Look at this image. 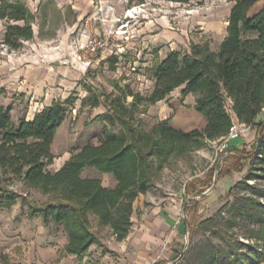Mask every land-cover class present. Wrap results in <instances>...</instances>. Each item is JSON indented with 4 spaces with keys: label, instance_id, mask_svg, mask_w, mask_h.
<instances>
[{
    "label": "rangeland",
    "instance_id": "374dc122",
    "mask_svg": "<svg viewBox=\"0 0 264 264\" xmlns=\"http://www.w3.org/2000/svg\"><path fill=\"white\" fill-rule=\"evenodd\" d=\"M20 1L34 14L33 37L23 41L17 51L0 44V66L29 68L31 73L38 68L45 76L63 77L67 79L62 81L64 85H52L61 88L57 98L73 99V104L67 107L66 120L56 132L52 146L55 158L48 166L51 171L84 145L98 143L104 125L98 116L110 112L109 101L120 94L118 88L129 86L143 95L151 91L154 81L149 68L155 62L151 34L162 39L170 32L169 48L187 47L194 40L208 36L197 23L199 20H217L223 25L227 12L225 0H189L188 3L108 0L112 6L108 22L96 21L94 31L103 38L110 32L115 34L117 20H128L126 33L111 35V51L83 66L74 57L76 44L84 40V20L93 11L92 1L96 0ZM139 5L142 7L134 9L137 13L126 19L127 10ZM9 23L23 24L0 19V41ZM47 78L52 80L50 76ZM22 80L17 83L21 85ZM88 88L100 97L102 106L80 107L81 97H89ZM41 100L38 98L34 103ZM131 100L128 97L124 102L131 110L128 117L146 131L161 119H169L173 127L185 131L202 129L205 124L194 107L181 99L179 90L157 105L130 107ZM259 122H264V113ZM253 127L252 133L249 134L251 128L240 138L245 145L239 150L241 154H250L254 149L258 129ZM119 128L116 124L114 130ZM228 156L232 154L221 155L216 140L207 141L183 156L171 157L156 170L154 184L133 203L130 234L117 241L123 242V264H209L218 250L230 261L235 250L237 254L247 252L253 258L259 255L258 264H264V239H257L256 235L264 215V177L251 178L245 183L250 160L243 157L238 161L241 166L238 171L214 182L219 170L231 167L234 159H227ZM97 174L96 170L86 168L82 176ZM7 178L0 171V187L14 193L16 201L0 209V264H78L64 253L62 227L51 221L44 223L39 215H29L30 204H44L50 200L49 196L25 186L20 178ZM104 181L107 183L108 179ZM238 206L244 209L238 212ZM90 221L93 232L104 239V244L100 241L102 247L110 246V230L99 226L93 216ZM255 247L258 254L251 251ZM102 253H109L113 261L117 260L116 251L104 247ZM84 263L104 264L100 260L92 263L88 258L81 264Z\"/></svg>",
    "mask_w": 264,
    "mask_h": 264
},
{
    "label": "trees",
    "instance_id": "16d2710c",
    "mask_svg": "<svg viewBox=\"0 0 264 264\" xmlns=\"http://www.w3.org/2000/svg\"><path fill=\"white\" fill-rule=\"evenodd\" d=\"M253 3L254 0H236L218 51H213L206 40L191 43L189 53L172 51L163 60L155 61L149 68L153 86L146 95L129 86L117 87L120 94L109 101L110 112L98 116L104 121L98 143L84 145L55 172L48 169L55 158L51 145L73 99L54 100L36 112L32 120L18 124L12 120L11 109L0 104V171L7 179L20 178L25 186L49 196L44 204H30L29 215L60 225L67 238L64 253L77 256L79 264L92 245L102 247L90 217H95L99 226L110 228L116 241L126 239L132 227L133 203L154 184L156 170L171 157L183 156L207 141L225 136L233 124L231 111L239 123L257 126L258 136L250 154L239 151L227 157L234 161L231 167L219 170L217 179L238 171V161L243 157L250 160L245 183L264 177V122L257 121L264 106V8L249 17ZM0 19L23 23L5 27L0 44L9 50H20L23 41L32 39L34 14L20 0H0ZM181 86V99L188 94L195 96L194 110L205 120L202 129H177L164 119L146 131L128 117L131 110L124 105L128 97L132 99L130 107L150 106L167 101L169 94ZM88 91L89 97L82 100L81 107L99 106L100 97L90 88ZM116 124L120 126L117 131ZM86 168L112 174L115 184L108 187L100 178L83 177ZM0 194V209L15 203L14 193L0 187ZM241 209L243 206H238L236 211ZM256 235L264 239V215ZM251 251L259 252L256 247ZM237 252L230 261L218 250L209 264L260 261L259 255L253 258L247 252Z\"/></svg>",
    "mask_w": 264,
    "mask_h": 264
},
{
    "label": "crops",
    "instance_id": "0c3cea01",
    "mask_svg": "<svg viewBox=\"0 0 264 264\" xmlns=\"http://www.w3.org/2000/svg\"><path fill=\"white\" fill-rule=\"evenodd\" d=\"M168 1H170V0H168ZM225 1H226V6H227V12L225 15V21H224L223 25H219L217 20H208V19L207 20H199V22H197V23L199 25H201V29H203V31H204L203 33H208V36L205 37L204 39H201V40L200 39L194 40L193 41L194 44L203 43L204 41L208 40L211 49L215 52L218 51L223 39L226 36V28L228 25V19H229L231 8L234 6V4L236 2V0H225ZM263 8H264V0H254L253 5L248 12L249 17H252L256 13H258L260 10H262ZM157 35L158 34H153V35L151 34L150 35V37H151L150 41L153 43V49H154V50H152V56H153V58L155 57V59H154L155 61L163 60L172 51L180 52L182 54L189 53L190 45H188L187 47H183V48H181V47L169 48L168 47V43L171 40L172 33L166 32V34L163 35V37H165V38H162V39H160V35H158V36ZM154 43H155V45H154ZM13 67L14 66H11L10 64L7 66H0V73L3 74L2 78H0V91H1V93H0V104L6 108L9 107L11 109V111H10L11 117H12V120L15 124H18L22 120H25V121L32 120L36 112L42 110L46 106L51 105L52 101H54V100H60L61 102L65 101V99L63 100V99L57 98V96H58L57 91H58V89H61V88H58L55 86L64 85L62 81L67 82V79H65L63 77L60 78L59 76H58V78H56L55 75L53 76V75L47 74L48 76L52 77V80L56 81V83H54L52 80H47L48 76L43 75V72L41 71V69L37 68V70L34 73H31L29 71L30 70L29 68L23 69V68L17 67V69H16ZM26 75L28 77L26 79L22 80L21 78H25ZM18 80H22L23 83L20 85L19 83H17ZM52 85H55V86H52ZM182 88H183V86L174 89L169 94V96L176 90H179V93H180ZM180 95H181V93H180ZM85 97L86 96L81 97L80 107H81V102ZM38 98H42V100L40 102L34 103V100H37ZM162 101L163 100L157 102L156 105L161 103ZM184 102H187L191 106L194 107L195 96L193 94L186 95L184 98ZM100 105L102 106V102L99 104V106ZM228 105H229V107L231 106L230 100L228 101ZM88 107H90V106H88ZM90 108H96V107H90ZM231 116H232L233 122H238L236 116L233 113L231 114ZM262 116H263V113H261L258 116L257 121H259V119ZM161 120H163V119H161ZM251 128H250L251 131L249 132V134L254 131V127L251 126ZM54 140H55V138H54ZM53 143H54V141H53ZM53 143L51 145V152H52ZM244 147H245L244 142L241 139L234 140L230 146V151H231L230 153H232V155H233L235 152H239V150L241 148H244ZM78 151H76V152H78ZM67 159H68V157H66L62 161V163L59 165V167L57 169H55L53 171L50 170V171L51 172L57 171L64 164V162ZM90 177L100 178L102 181V184L104 186L111 187L115 184V180H114L112 174H109V173H102V174L98 173L97 175L90 176ZM227 177H228V175H227ZM104 179H108V182L106 183L104 181ZM110 180H111V183H109ZM108 229L110 230V228H108ZM110 233H111V230H110ZM64 238H65L64 244H66L67 238H66V236H64ZM100 241H102V244L105 243L104 239H102V238H100ZM108 244L110 246L105 245L103 247H98L96 245H92L89 248V251L87 252V254H85L83 256L82 261H84L86 258H88L92 263H96L97 261L100 260V263H104V264H123V242H121V243L117 242L115 240V237L111 233V239L108 241ZM104 247H106L110 251H114V252L116 251L118 253V256L116 257L117 260L113 261L111 259V256L109 253H102ZM99 254H101V255L103 254L102 257L94 256V255H99ZM70 257L75 258L79 264V259L77 258V256L70 255ZM93 258L95 259V261H93Z\"/></svg>",
    "mask_w": 264,
    "mask_h": 264
},
{
    "label": "built area",
    "instance_id": "2783aa9c",
    "mask_svg": "<svg viewBox=\"0 0 264 264\" xmlns=\"http://www.w3.org/2000/svg\"><path fill=\"white\" fill-rule=\"evenodd\" d=\"M93 11L86 17L84 20L83 26V36L84 40L82 42H78L76 44L77 50L75 51V60L83 65L89 66L94 58L98 55L105 54L111 51V44H109V38L111 35H122V33H126V23L128 20H117L119 21L118 29L115 31V34L109 33L103 38L100 37L95 31L93 24L96 21L101 22H108L107 15L109 14L110 10H112V6L108 0H96L92 1ZM136 7H142L141 5L131 7L126 12L125 18H131L137 12L134 10ZM114 37V36H112ZM79 40V39H78ZM3 47L5 45L1 44ZM7 48V47H6ZM261 113H264V106L261 109ZM250 125H245L239 122H233L232 126L229 128L228 133L217 140V148L222 156L232 154L230 153V146L234 140L240 139L242 134L246 131L250 130Z\"/></svg>",
    "mask_w": 264,
    "mask_h": 264
},
{
    "label": "water",
    "instance_id": "95a60500",
    "mask_svg": "<svg viewBox=\"0 0 264 264\" xmlns=\"http://www.w3.org/2000/svg\"><path fill=\"white\" fill-rule=\"evenodd\" d=\"M216 178H217V173H216L215 176H214V182L216 181Z\"/></svg>",
    "mask_w": 264,
    "mask_h": 264
}]
</instances>
